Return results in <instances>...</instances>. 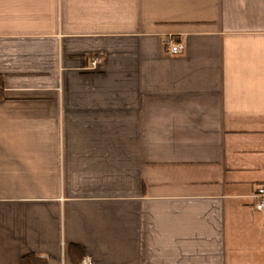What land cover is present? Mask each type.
<instances>
[{"label":"crops","instance_id":"0c3cea01","mask_svg":"<svg viewBox=\"0 0 264 264\" xmlns=\"http://www.w3.org/2000/svg\"><path fill=\"white\" fill-rule=\"evenodd\" d=\"M0 91V264H264V0H0Z\"/></svg>","mask_w":264,"mask_h":264},{"label":"built area","instance_id":"2783aa9c","mask_svg":"<svg viewBox=\"0 0 264 264\" xmlns=\"http://www.w3.org/2000/svg\"><path fill=\"white\" fill-rule=\"evenodd\" d=\"M185 50V46L181 42L170 41L169 52L173 55H180ZM101 62L100 59L92 61V68H95ZM257 204L256 209L264 212V187L257 190L256 195ZM80 264H94L91 257H84Z\"/></svg>","mask_w":264,"mask_h":264},{"label":"trees","instance_id":"16d2710c","mask_svg":"<svg viewBox=\"0 0 264 264\" xmlns=\"http://www.w3.org/2000/svg\"><path fill=\"white\" fill-rule=\"evenodd\" d=\"M4 98H5L4 93L2 91H0V100L4 99ZM73 248H75L73 253L79 256L80 255V248L77 246H73ZM82 259L79 261L78 264L81 263ZM22 264H48V262L45 259V257H41L38 255H27L22 259Z\"/></svg>","mask_w":264,"mask_h":264}]
</instances>
